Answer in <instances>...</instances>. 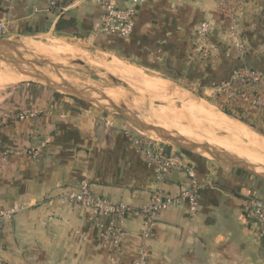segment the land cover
Listing matches in <instances>:
<instances>
[{
	"label": "crops",
	"instance_id": "1",
	"mask_svg": "<svg viewBox=\"0 0 264 264\" xmlns=\"http://www.w3.org/2000/svg\"><path fill=\"white\" fill-rule=\"evenodd\" d=\"M116 2L126 8L131 0ZM173 2L139 4L134 31L123 38L97 34L102 8L94 0H65V9L51 8L50 0H0V18L7 21L3 39L60 38L162 76L183 78L216 96L214 86L227 81L238 65L264 77V0ZM204 20L211 24L208 44L214 61L194 51ZM232 22L244 50L231 51L229 58L234 39L226 29ZM75 100L29 80L0 102V119L7 113L18 116L1 127L3 147L27 152L0 161V207L27 205L0 223V260L7 264H132L144 243L142 220L132 218L124 225L120 250L112 253L97 239L84 210L60 200L84 178L96 194L133 206L148 201L154 187L153 171L124 132L126 121ZM236 104L264 124V113L259 117L247 112L245 102ZM183 155L195 168L199 208L191 213L182 203L159 214L155 236L146 241L147 264H264V242L247 216L244 195L252 189L264 200V180L198 154ZM188 180L184 170H175L164 190L177 194Z\"/></svg>",
	"mask_w": 264,
	"mask_h": 264
},
{
	"label": "built area",
	"instance_id": "2",
	"mask_svg": "<svg viewBox=\"0 0 264 264\" xmlns=\"http://www.w3.org/2000/svg\"><path fill=\"white\" fill-rule=\"evenodd\" d=\"M94 1L102 8L97 34L104 33L128 38L134 31L138 5L151 0H131L130 5L126 8L119 7L116 0ZM170 1L179 2L180 0ZM64 2L65 0H50V6L51 8L65 9ZM6 31L7 21L0 18V38L4 37ZM210 32L209 20L202 21L197 30L199 42L194 47V51L204 59L214 61L216 56H213L212 49L208 44ZM226 32L234 39L226 54L227 57L231 58L233 54L243 52L244 42L236 22H232ZM263 83L264 77L258 70L247 65H238L232 69L227 81L214 87L218 91L217 96L224 97L229 103L245 102L248 108H262L264 110ZM17 117L16 114H4L0 119V130L2 125ZM124 132L153 171L154 187L148 201L138 206L113 201L93 192L90 182L85 178L79 182L75 190L61 194L60 200L65 203H73L84 210L87 220L95 230L97 239L112 253H116L121 248L125 223L132 218L142 220L143 230L140 236L144 243L132 264H147L150 253L146 241L155 236L154 225L159 214L182 203H187L189 211L196 213L201 198L200 186L194 165L186 160L183 153L150 138L129 124L125 126ZM25 153L27 152L23 149L4 148L0 137V161L13 154L23 155ZM175 170H184L189 180L188 185L180 192L170 195L165 192L163 184L167 176ZM244 195L248 200L247 216L256 225L257 235L264 242V200L252 189H247ZM26 207L25 204H14L7 208L0 207V223L11 221ZM0 264L7 263L0 260Z\"/></svg>",
	"mask_w": 264,
	"mask_h": 264
},
{
	"label": "bare ground",
	"instance_id": "3",
	"mask_svg": "<svg viewBox=\"0 0 264 264\" xmlns=\"http://www.w3.org/2000/svg\"><path fill=\"white\" fill-rule=\"evenodd\" d=\"M20 41L26 48H33L42 55L49 53L48 49L46 50L43 45L34 42L31 38L25 37ZM52 49L58 55L63 53V56L65 54H67L66 56L68 54H72V56L83 55L80 50L70 47L59 46L52 47ZM104 67L113 74V77L119 78L128 86L139 85L145 93L167 103L151 110L157 126L163 127L165 130L175 131L185 137L219 145L228 153L236 155L256 167L264 168V136L252 130L245 123L221 112L204 100H197L185 91H172L168 80L149 76L142 68L117 57L109 59ZM21 77L26 78L25 75L17 71L10 72L8 69H0V85L17 83L22 79ZM126 90L111 88L105 92L115 102L124 104L126 99L130 97L129 91ZM216 131L223 132L225 136L221 134L222 137H219L216 135Z\"/></svg>",
	"mask_w": 264,
	"mask_h": 264
},
{
	"label": "rangeland",
	"instance_id": "4",
	"mask_svg": "<svg viewBox=\"0 0 264 264\" xmlns=\"http://www.w3.org/2000/svg\"><path fill=\"white\" fill-rule=\"evenodd\" d=\"M31 39L34 42H38L41 45H43L46 50L48 49L47 50L49 52L48 55H42L39 53V51L33 48H28V47L26 48L21 43V41H15V42L18 43L17 51L21 52L28 60L34 62L35 67L37 68L38 71L43 72L44 74L48 75L49 77H51L53 80L57 82H62V83L66 82L79 89L85 90V92L89 94V96L94 97L96 100H98L99 102L103 104H106V103L102 96H99L98 94H96L95 92L96 90L99 91V93H103L107 95L108 97H110L106 93L108 89H111V88H118V89H124V90L127 89L126 91H129L130 97H131V98L130 97L127 98L124 103L127 106V108H129L132 112H135L141 115V117H143L145 121H147L148 123L157 126V124L154 122V118L152 117L151 110L152 108H156L157 106L166 105L167 103L145 93L144 89L140 87L139 85L133 86L134 87L133 88V87L128 86L126 83L121 81L119 78L113 77V74L107 71L104 65L109 61V59L115 56H112V54L103 52L101 50H96L94 48L86 47L81 44H76V43L74 44V43H71L66 40L56 38V37L38 36V37L31 38ZM59 46H62L65 48L70 47V48L78 49L83 55L72 56V54H68V56H66L67 54H65V56H63L64 55L63 53H61V55L60 54L58 55V53H56L55 50L52 49V47L55 48ZM0 60L2 61L0 64V69H3V70L8 69L10 72L19 71L13 68H9V66H5V62L15 63L11 61L9 58L0 56ZM18 64L23 66L20 63ZM143 70L149 76H156V77L168 80L172 91H175V90L185 91L186 93H189L192 97L196 98L197 100H204L206 103L211 104L216 109L223 112L217 104L218 96H216L209 89H206L202 86L193 85L188 80L187 82L183 78L166 77V76H162L158 73H155V72H152L146 69H143ZM26 78L27 79L22 78L17 83H12V84L6 83L3 85H0V102H3L7 98V95L11 90L31 80L28 77ZM84 104H87V103L84 102ZM239 116H243L247 118V121L249 123L252 122L253 124H255V126H251L250 124L241 121L238 117L232 116V118H235L236 120H239L245 123L252 130L264 136V133H261L258 131V130H262L264 132V124L262 122L260 121L256 122V120H251L248 116H246V113L239 114ZM221 134L225 136L223 132L216 131V135H218L219 137H222ZM189 139H192L194 141H198L201 143L202 142L207 143V142L201 141L200 139H194V138H189ZM216 146L226 151L223 147L219 145H216ZM169 147L178 152L187 153V151H184L182 149L175 148L172 146H169ZM256 169L260 171H264L263 167L258 166L256 167Z\"/></svg>",
	"mask_w": 264,
	"mask_h": 264
},
{
	"label": "water",
	"instance_id": "5",
	"mask_svg": "<svg viewBox=\"0 0 264 264\" xmlns=\"http://www.w3.org/2000/svg\"><path fill=\"white\" fill-rule=\"evenodd\" d=\"M17 46L18 43L15 41L0 38V56L7 57L11 61L15 62L7 63L4 61L5 66L24 72L31 79V81L48 86L62 94L73 97L76 100L86 102L87 104L105 112L119 116L123 118L127 124L137 128L150 138L163 144L222 162L258 179L264 180V171L257 170L254 164H251L236 155L230 154L216 145L194 141L175 131L165 130L163 127L150 124L145 121L141 115L132 112L129 108H127L125 104L115 102L110 97L103 93H99L97 90L95 91L96 94L102 96L106 104H103L94 97L89 96V94H87L83 89H79L66 82L62 83L53 80L48 75L38 71L34 62L28 60L21 52L17 51ZM0 62L2 61L0 60ZM18 63L22 64L24 67Z\"/></svg>",
	"mask_w": 264,
	"mask_h": 264
},
{
	"label": "trees",
	"instance_id": "6",
	"mask_svg": "<svg viewBox=\"0 0 264 264\" xmlns=\"http://www.w3.org/2000/svg\"><path fill=\"white\" fill-rule=\"evenodd\" d=\"M77 102L82 104L84 107L88 106V104H84V102H81L79 100H77ZM217 102H218L217 104L220 107V109L227 115L238 117L241 121L248 123L251 126H255V124H253L252 122L249 123L247 121V118L243 116H239V114H243V112L245 111V108L238 106L235 102L229 103L224 97L220 95L218 96ZM247 112L252 113L254 115L256 114L257 116L261 117L263 116L264 110L262 108H256V109L248 108ZM258 131L261 133H264L262 130H258Z\"/></svg>",
	"mask_w": 264,
	"mask_h": 264
}]
</instances>
